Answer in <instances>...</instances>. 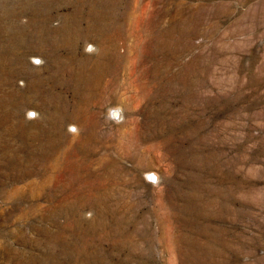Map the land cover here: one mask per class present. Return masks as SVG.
Instances as JSON below:
<instances>
[{"label": "rangeland", "instance_id": "1", "mask_svg": "<svg viewBox=\"0 0 264 264\" xmlns=\"http://www.w3.org/2000/svg\"><path fill=\"white\" fill-rule=\"evenodd\" d=\"M0 264H264V0H0Z\"/></svg>", "mask_w": 264, "mask_h": 264}]
</instances>
